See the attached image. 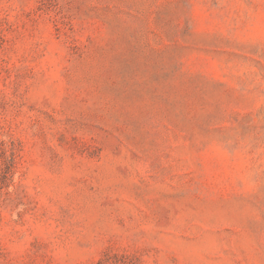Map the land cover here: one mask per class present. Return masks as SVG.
Instances as JSON below:
<instances>
[{"label": "rangeland", "instance_id": "obj_1", "mask_svg": "<svg viewBox=\"0 0 264 264\" xmlns=\"http://www.w3.org/2000/svg\"><path fill=\"white\" fill-rule=\"evenodd\" d=\"M0 264H264V0H0Z\"/></svg>", "mask_w": 264, "mask_h": 264}]
</instances>
